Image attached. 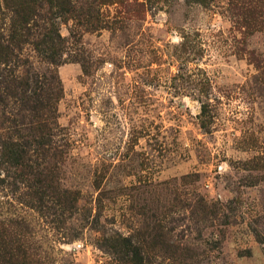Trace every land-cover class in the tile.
I'll return each mask as SVG.
<instances>
[{
	"label": "rangeland",
	"instance_id": "obj_1",
	"mask_svg": "<svg viewBox=\"0 0 264 264\" xmlns=\"http://www.w3.org/2000/svg\"><path fill=\"white\" fill-rule=\"evenodd\" d=\"M67 1L0 0V264H264V0Z\"/></svg>",
	"mask_w": 264,
	"mask_h": 264
},
{
	"label": "trees",
	"instance_id": "obj_2",
	"mask_svg": "<svg viewBox=\"0 0 264 264\" xmlns=\"http://www.w3.org/2000/svg\"><path fill=\"white\" fill-rule=\"evenodd\" d=\"M46 1H48V2H55L56 1L60 5V7L62 6L61 7L62 9H63V6H65L66 4H68V5L70 4L67 0H46ZM63 10H65V9H63ZM13 11H14L15 16H17L21 20V22H24V23H28L30 16L38 15L37 13H35V10H33V9L24 10L23 8H19V9H14ZM41 24L35 25L36 27L39 26L41 28V30L37 29V32H41L42 30H44V32H45L46 30H49L51 34L54 33V35H52V36H44V34H42L43 39L45 37L47 41L54 42V40H59L61 38L58 33H55L54 29L52 28V25H50V26L44 25V27H43V25H41ZM36 35L38 36V33H36L34 36H36ZM47 41H45V42H47ZM20 145L24 147L23 149H26V151L25 150L22 151L24 154L26 153L25 161H30L31 155H32V154H28V153H30V151H33L36 154L39 152V150L44 149L42 146L43 141L41 142V141L37 140L36 138H32L31 140H25L24 143H21Z\"/></svg>",
	"mask_w": 264,
	"mask_h": 264
}]
</instances>
